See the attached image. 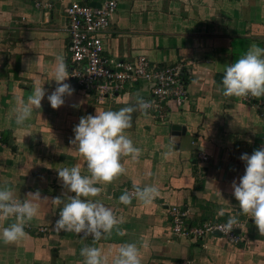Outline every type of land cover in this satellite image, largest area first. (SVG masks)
Here are the masks:
<instances>
[{
  "label": "crops",
  "instance_id": "obj_1",
  "mask_svg": "<svg viewBox=\"0 0 264 264\" xmlns=\"http://www.w3.org/2000/svg\"><path fill=\"white\" fill-rule=\"evenodd\" d=\"M73 1L98 3L0 0V189L12 190L19 200L37 190L49 199L36 202L38 212L24 228L26 237L13 246L0 241V264H83L85 247L99 248L104 264H113L125 244L137 246L141 264H264V235L250 217L239 214L231 189L232 181L239 183L244 175L239 157L264 147V97L246 103L217 90L227 66L252 45L264 48V0H117L102 37L106 57L132 61L145 56L161 67L181 61L192 71L186 102L165 120L139 110L132 114L125 134L141 154L137 160L122 157L125 172L93 198L112 209L118 221L111 235L98 241L54 230L60 207L50 200L66 191L57 170L80 166L88 175L70 143L82 116L118 111L148 92L139 83L100 104L68 78L73 94L60 108H51L47 95L57 87V57L69 70L64 8ZM38 87L46 90L41 109L16 125L14 108ZM146 185L159 191L150 205L134 195L130 204L120 203L128 190ZM172 206L186 212L191 225L227 222L235 215L243 240L232 245L218 236L177 238L171 231ZM12 222H0V230Z\"/></svg>",
  "mask_w": 264,
  "mask_h": 264
},
{
  "label": "clouds",
  "instance_id": "obj_2",
  "mask_svg": "<svg viewBox=\"0 0 264 264\" xmlns=\"http://www.w3.org/2000/svg\"><path fill=\"white\" fill-rule=\"evenodd\" d=\"M68 78L69 71L64 59L57 57L54 71L57 87L47 95L54 110L63 106L64 98L70 97L74 92L72 86L65 82ZM217 90L224 97H264V48L252 45L243 56L227 66L221 87ZM45 95L46 90L38 87L28 96L27 101L18 102L13 110L16 125L23 126L34 110L41 109ZM151 106L150 101L137 94L134 103L118 111H99L96 115L82 116L79 119L78 125L73 128L74 139L70 143L85 162L88 175L81 174L80 166L57 170L58 179L66 191L50 200L60 207L59 218L53 225L55 231L74 232L84 238L91 236L94 241L111 235L118 221L112 209L93 198L98 197L103 187L125 172L122 157L130 156L132 160L139 158L141 150L134 146L125 132L132 126V114L139 110L147 115ZM239 159L244 162L245 170L239 183L232 181V195L238 202L239 214L250 217L259 234L264 235V147L253 151L251 155L244 153ZM158 195V188L152 185L136 187L134 190L135 198L145 205H150ZM131 199L132 196L127 192L119 197L120 203L124 205L130 204ZM44 200L49 199L41 198L39 190L29 192L25 199L19 200L14 197L12 190L0 189V222L9 218L14 221L0 230V241L4 245L13 246L27 236L24 228L37 215L36 202ZM238 223L237 216L233 215L221 228L228 234ZM80 255L84 257L83 264H104L97 247H85L81 249ZM113 264H141L137 246H120Z\"/></svg>",
  "mask_w": 264,
  "mask_h": 264
},
{
  "label": "built area",
  "instance_id": "obj_3",
  "mask_svg": "<svg viewBox=\"0 0 264 264\" xmlns=\"http://www.w3.org/2000/svg\"><path fill=\"white\" fill-rule=\"evenodd\" d=\"M99 7L70 2L64 8L69 36L68 59L69 78L96 103L116 99L127 88L144 83L147 87L146 101L151 102L147 112L155 119L166 117L180 109L187 100L188 83L191 77V65L177 62L166 66H157L145 56L132 61L108 58L104 55L103 34L117 10V0H97ZM37 7L40 4H36ZM246 103L254 98H242ZM264 115V109L262 111ZM206 161L205 155L199 156ZM130 196L134 191L128 190ZM172 235L177 238L206 239L218 236L229 244L237 245L243 238L237 233L238 223L230 233L221 228L226 222L205 221L198 225L187 222L186 212L172 206L169 210ZM41 232L47 231L42 228ZM80 237L84 238L82 235ZM88 239H93L91 236ZM186 264V263H184Z\"/></svg>",
  "mask_w": 264,
  "mask_h": 264
},
{
  "label": "water",
  "instance_id": "obj_4",
  "mask_svg": "<svg viewBox=\"0 0 264 264\" xmlns=\"http://www.w3.org/2000/svg\"><path fill=\"white\" fill-rule=\"evenodd\" d=\"M89 6H91V7H99V4L96 3V2H91V3L89 4ZM176 129H178V127L173 126V130H176Z\"/></svg>",
  "mask_w": 264,
  "mask_h": 264
}]
</instances>
